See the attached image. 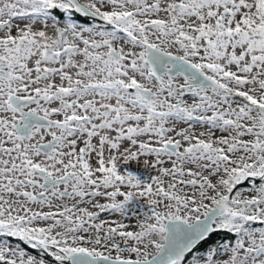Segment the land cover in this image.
Returning a JSON list of instances; mask_svg holds the SVG:
<instances>
[{
	"label": "snow or ice",
	"instance_id": "snow-or-ice-1",
	"mask_svg": "<svg viewBox=\"0 0 264 264\" xmlns=\"http://www.w3.org/2000/svg\"><path fill=\"white\" fill-rule=\"evenodd\" d=\"M0 264H264V0H0Z\"/></svg>",
	"mask_w": 264,
	"mask_h": 264
},
{
	"label": "rangeland",
	"instance_id": "rangeland-1",
	"mask_svg": "<svg viewBox=\"0 0 264 264\" xmlns=\"http://www.w3.org/2000/svg\"><path fill=\"white\" fill-rule=\"evenodd\" d=\"M191 100H192V97L187 99L188 102H191ZM180 126L183 127L184 125L181 124ZM197 129L199 130V125H197ZM217 135H218V132H217ZM130 167H131L133 170H135V169H137V168L140 167V166L136 165L135 163H132V164L130 165ZM141 174H142V175H147V173L144 172V171L142 170V167H141ZM240 190H242V191H247L248 189H246V188H242V189H240ZM67 202H68L69 204L72 203L71 200H68ZM101 202H103V201L101 200ZM117 215H118V214L101 213V215H100V219H103V220L116 219V218H117ZM124 222H125V223H128V224H130V225H133V226H134V224H135V221H134V220H125Z\"/></svg>",
	"mask_w": 264,
	"mask_h": 264
},
{
	"label": "flooded vegetation",
	"instance_id": "flooded-vegetation-1",
	"mask_svg": "<svg viewBox=\"0 0 264 264\" xmlns=\"http://www.w3.org/2000/svg\"><path fill=\"white\" fill-rule=\"evenodd\" d=\"M188 98H191V94H187V95H186L185 99L187 100ZM217 132H218V135H220V132H219V131H217ZM242 188H246V189H247V186H246V185H242V186H241V189H242ZM214 239H215V238H214Z\"/></svg>",
	"mask_w": 264,
	"mask_h": 264
},
{
	"label": "trees",
	"instance_id": "trees-1",
	"mask_svg": "<svg viewBox=\"0 0 264 264\" xmlns=\"http://www.w3.org/2000/svg\"><path fill=\"white\" fill-rule=\"evenodd\" d=\"M33 254H35V252H33Z\"/></svg>",
	"mask_w": 264,
	"mask_h": 264
}]
</instances>
